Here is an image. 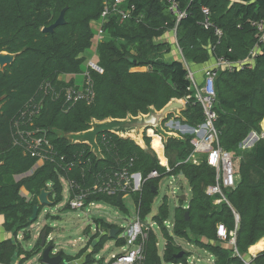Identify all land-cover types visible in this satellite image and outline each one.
<instances>
[{
	"label": "trees",
	"instance_id": "16d2710c",
	"mask_svg": "<svg viewBox=\"0 0 264 264\" xmlns=\"http://www.w3.org/2000/svg\"><path fill=\"white\" fill-rule=\"evenodd\" d=\"M115 1L0 0V53L17 55L11 66L0 71V215L6 218V229L18 233L32 225L29 218L48 184H53L51 202L56 206L63 201L61 177L82 183L86 176V182L92 184L97 175L117 171L133 160L130 170L141 173L146 180L142 192L132 195L136 204L141 202L142 220L152 214L164 177H184L191 189L189 204L185 206L182 198L178 199L172 234L163 226L170 218L168 200L164 198L159 215L153 220L161 226L165 251L160 255L159 235L152 232L146 248V264H188L191 255L176 242V238L205 249L216 258V264H243L235 256L234 247L218 239L217 227L224 224L229 232L234 231L237 225L234 213L239 216L236 247L245 259L250 258L249 249L264 239V139L261 138L250 150L241 148L252 132L262 133L263 46H260L254 66L234 72L221 70L215 82L216 127L222 132L220 146L234 157L239 177L236 188L224 190L228 203L223 200L218 203L217 200L222 199L220 196L206 194L207 188L216 184V172L208 165L205 156L198 164L186 162L194 150L191 134H186L183 140L167 139L165 153L172 172L166 173V168L150 152V138L146 137L148 150H144L133 140L110 134L109 130L102 131L105 133L100 132L98 139L104 159L97 161L87 145L70 144L58 133H83L90 129L94 120H126L129 115L136 118L141 114L147 115L152 109L159 112L173 100L187 98L191 95L190 81L183 58L191 66L221 57L234 62L244 61L258 42L251 22L264 17V0H176L187 17L176 31L183 58L172 61L165 60V53L170 48L169 44L161 41L175 27V18L169 12L167 0H127L128 7L135 5L139 22L130 19L121 23L114 14L107 18L104 28L108 37L98 47L103 74L90 70L94 102L90 105L82 101L73 106L66 105L62 90L71 85L63 83L60 77L82 72L84 59L81 55L91 48L94 37L91 23L100 20L105 6ZM203 7L210 9L212 20L224 32L219 44L214 33L201 25ZM65 9L66 24L54 33H44L43 29L53 25ZM136 68L147 70L134 71ZM31 102L40 104V114L32 119L34 126L30 129L47 130L57 150L70 160L76 161L83 153L84 158L93 156L91 166L83 169L75 165L67 173L46 163L32 176L15 182L16 176L30 172L38 162L36 157L14 144L16 125L20 124L21 114L31 106ZM182 118L180 121L192 128L204 121L203 110L193 98L182 112ZM103 135L106 136L105 142L102 141ZM149 135L153 137V148L156 144L162 148L160 137L152 131ZM156 151L162 163L167 164L163 151ZM153 171H157L160 177L148 179ZM22 190L28 192L33 200L27 202ZM125 196L127 194L97 196L90 200L128 213L123 204ZM96 224L106 231L116 227L103 220H96ZM43 230H47V236L52 233L49 227ZM107 238L105 236L98 241L95 253ZM40 243L39 239L33 250L25 252L19 246L6 242L0 248V261L9 263L18 252L22 258L20 264H24L40 253ZM181 252H185L184 256L177 258ZM64 258L67 264L74 260ZM91 258L82 264H91ZM253 264H264V252L253 260Z\"/></svg>",
	"mask_w": 264,
	"mask_h": 264
},
{
	"label": "built area",
	"instance_id": "2783aa9c",
	"mask_svg": "<svg viewBox=\"0 0 264 264\" xmlns=\"http://www.w3.org/2000/svg\"><path fill=\"white\" fill-rule=\"evenodd\" d=\"M169 12L175 18V27L174 33L176 34L177 27L187 17V13L185 10L181 9L179 3L176 0H167ZM136 7L135 5L127 6V0H116L114 4L106 5L104 11L101 14L100 20L105 24L108 17L112 14L119 17L121 23L134 19L136 22H139L138 17L135 15ZM202 27L207 31H212L214 36L219 40L224 37V32L217 24L212 20L211 11L208 7L202 8ZM251 26L257 32V45L250 51L248 57L244 61L234 62L225 57L218 58L216 60L215 67L207 70L205 72L204 81L202 84L199 83L198 79L194 71L187 66V79L190 81L189 91L191 95L187 98L181 100V102L187 106L190 99H194L197 104H199L203 110L204 121L192 128L187 125H184L180 119L177 121L175 119H168L163 129L170 133L175 134L176 139L183 140L186 134H191L193 136L191 140V144L194 148L192 155L186 160V162H192L194 164H198L201 160L200 157L197 156L198 153H204L206 155V160L208 165L213 168L216 172V184L215 186H211L207 188L206 194L210 197L220 196L222 199L218 201L220 203L222 200L228 203L224 190H230L236 188L238 184V176L235 171V159L231 153L224 151L220 146V136L222 134L221 130L216 127V122L218 120V114L215 111V105L217 100V93L215 82L221 72V70H228L230 72L241 71L244 68H249L254 66L256 62V58L260 54V46L264 47V17L251 22ZM106 35V31L104 25L98 31L97 39L98 41H102L104 36ZM90 67L103 74V69H101L98 65L90 63ZM85 83L82 87L71 86L64 88L62 90L65 104L69 106H73L78 102H86L87 105H90L94 102L95 99V91L93 79L90 71L86 72L84 75ZM50 88V85H47ZM55 93V92H54ZM57 94V97L60 96ZM56 95V93H55ZM32 103V102H31ZM40 114V104L28 107L26 111L21 114L20 124L16 125L17 133L16 138H14V144L20 146L25 153L32 155L38 159L36 164L40 165L38 168L40 169L46 163L53 164L57 169H60L63 172H69L75 165L82 167L83 169L89 167L93 164L94 159L93 156H85V154H81L79 158L74 161L67 158L66 155L61 154L56 146L49 139L47 130H31L30 128L34 125L32 124V119H36ZM133 118V117H132ZM137 118V117H136ZM133 118L132 120H137ZM111 120V119H109ZM139 120V119H138ZM96 121V120H94ZM106 121V120H105ZM114 121V120H112ZM120 123H123L125 120H117ZM93 122V121H92ZM128 123V122H124ZM92 124V123H91ZM91 129V128H90ZM89 129V130H90ZM88 130V131H89ZM116 131V133H122L123 139L126 137L123 134H127L126 130ZM86 131V132H88ZM150 130L142 131V136L149 135ZM110 134L118 136L115 131H108ZM154 132V131H152ZM85 133V132H83ZM83 133H77L78 135ZM155 133V132H154ZM58 133L59 137L65 138L68 140L70 144H85L89 147L90 152L94 155V158L97 161L103 160L104 156L102 154V148L100 147V141L96 138L97 143V151H94L87 141L84 143H76L75 141H69L66 134ZM158 136L162 139L163 136ZM74 135L70 134L69 136ZM252 135V136H251ZM250 137L245 140L241 146L242 150L245 151L249 149L251 143L254 140H260L263 137H259L254 133L251 134ZM118 136V137H119ZM150 136V135H149ZM121 138V137H120ZM126 139V138H125ZM132 139V138H131ZM102 141H106V136H102ZM146 146V144H145ZM144 146V147H145ZM148 150V147L145 148ZM241 159V158H239ZM133 160H130L126 163L125 166L118 169L117 171L108 173L106 175H97L95 177L94 183L89 184L86 182V176L83 177L82 183H79L76 180H67L66 178L61 177V182L64 188V184L69 188V200L66 204V208L70 210H84L87 207H93L97 202H91L92 197L97 196H120L121 194H127V196L138 195L142 192L143 186L146 180L143 179L141 173H134L130 169L132 167ZM124 163V161L122 162ZM166 168V173H171L172 170L169 168L168 164H160ZM34 169V168H33ZM33 169L31 171H33ZM30 171V172H31ZM160 177V174L157 171H153L148 179H157ZM174 180L180 181L181 176H172ZM53 184H48L47 191H51ZM64 192V191H63ZM125 196V197H127ZM124 197V198H125ZM51 198V197H50ZM49 198V200H50ZM123 198V199H124ZM180 197H176L178 199ZM51 201V200H50ZM136 204V203H135ZM140 205L141 202L136 204V216L132 218L125 227H115L119 230L116 238L113 239L115 246L120 248V253L114 255L109 264H146V248L147 243L150 237V234L156 233L160 236L161 226L157 221L154 220H142L140 215ZM187 208V207H186ZM235 214V220L238 225L239 216ZM152 215V214H151ZM157 216V215H155ZM96 223V221H95ZM229 232L224 224H219L217 227V236L218 239L222 242H227L231 246L234 247V253L236 257H239L243 264H253L251 260L245 259L238 251L236 247V238H237V229ZM95 233L91 232L90 229H85L84 234L87 235L86 245L91 246V242L93 241V248L96 247L98 241L103 237H110L111 229L106 231L105 229L99 228L98 225ZM163 226L169 231L172 232L175 227V221L170 222V218L163 223ZM88 230V232H87ZM50 236V235H49ZM48 236V237H49ZM48 240V238H47ZM164 242V246L162 248L163 254L165 250V239L162 238ZM158 247L160 248V244L158 242ZM55 252V249H54ZM189 264V263H188ZM191 264V263H190ZM193 264H196L195 262Z\"/></svg>",
	"mask_w": 264,
	"mask_h": 264
},
{
	"label": "rangeland",
	"instance_id": "374dc122",
	"mask_svg": "<svg viewBox=\"0 0 264 264\" xmlns=\"http://www.w3.org/2000/svg\"><path fill=\"white\" fill-rule=\"evenodd\" d=\"M138 69H142V68H138ZM135 70L137 71V68ZM150 113H148L147 115L141 114L136 119L141 120L147 118L150 115ZM132 119H133L132 116L129 115L124 122L130 123L132 122ZM116 123L117 122H114L112 120L93 121L90 127L91 129L88 132H85L80 135L78 134H74L71 136L68 135L67 138L69 139V141L71 142L75 141L76 143H84L85 141H87V143L90 144L93 150L97 151L96 137L98 138L99 134L105 133L102 132L105 130L115 131V133L116 131H120L119 129H117V126L115 125ZM119 135H122V133L118 134V136ZM119 137L123 138L122 136ZM146 137L150 138L151 154L156 156L159 160V163L162 164V160L156 149L160 152L163 151V156L165 157L166 162L168 164V160L166 158V153H165V145L167 141L165 140L166 138L165 137H162V139L160 138L162 148L160 144H156L155 148H153V137L144 134L141 138L143 142L146 140ZM125 138L133 140L129 136H126ZM133 141L135 142V144H137L136 142H138L136 140ZM139 144L141 145V143ZM237 162L238 161H236V163ZM182 196H186L187 198V201L184 202L186 206V204H189L191 200V189L187 180L184 177H182L180 181L174 180L172 176L164 177L160 182L159 195L154 202L152 215H150L147 219L153 220V217L155 215L157 216L159 215V207L162 205L164 198L166 197L170 208V222L172 223L174 210L179 205L178 203L179 198L176 199V197H182ZM68 200H69V188L67 185L64 184L63 201L57 204L56 206L52 205V206L42 207L38 220L35 223H33L30 228V232L32 235L31 241L22 243L24 249L30 252L36 245L38 238L42 233L44 227H49L50 229H52V233L48 237L47 243L54 246L55 248L54 254L63 253L64 257H71L72 259H74L73 261L69 262L70 264H82L89 257L90 258L92 257L91 264H109L112 257L120 253L121 251L120 248L115 246L114 240L111 238L105 239L96 253L94 252L95 248H93L92 246L94 243L93 241L91 242L92 244L91 246H89L88 244L85 248H83L87 242V235L84 234V230L90 229L91 232L95 233V231L97 230V226L95 223L96 220H103L104 222L114 225L118 228L125 227L128 224V222L136 216V207H135L136 204L134 202V197L127 196L123 199V204L127 209L128 213H122L119 210L115 209L114 207L107 205L106 203L103 202H97L93 207H87L84 210H70L65 208L66 204L68 203ZM48 216L56 217V218L51 219ZM169 233L172 234L173 231ZM162 238H164V236L161 232L159 236V244L161 250L160 255H163L162 248L164 246V242ZM176 242L186 252L190 253L191 257L188 260L189 264L190 263L193 264L194 262L196 264H213L214 260L212 256L209 253L205 252L204 250H201L197 247L193 249L185 239L176 238ZM80 253L81 255L77 258L78 254ZM28 264H40V263L37 257H33L30 261H28Z\"/></svg>",
	"mask_w": 264,
	"mask_h": 264
},
{
	"label": "crops",
	"instance_id": "0c3cea01",
	"mask_svg": "<svg viewBox=\"0 0 264 264\" xmlns=\"http://www.w3.org/2000/svg\"><path fill=\"white\" fill-rule=\"evenodd\" d=\"M105 26V24L101 21V20H98V21H93L92 23H91V29H92V31H93V34H94V37H93V40H92V46H91V48L89 49V50H87L84 54H82L81 55V58L82 59H84V63H83V65H82V72L80 73V74H76V75H63V76H61L60 77V80L63 82V83H65V84H67V85H71V86H77V87H82L83 85H84V83H85V78H84V75H85V73L86 72H88V71H90L91 69H89L90 68V63H93V64H95V65H98L99 66V59H100V57H99V53H98V47H99V45H100V43H102L103 41H105L106 39H107V37H108V34H106L105 36H104V38H103V40L102 41H98V39H97V34H98V31H99V29L101 28V26ZM163 43H167V44H169V48H170V51L169 52H167V53H165V60H169V61H172V60H180V59H182L183 58V55H182V51H181V49H180V47H179V45H178V39H177V35L174 33V31H172V32H168V33H166L165 35H164V37H163V40H161ZM183 61H184V63H185V66H186V68H187V66L189 67V68H191L193 71H194V73H195V75H196V78L198 79V81H199V83L200 84H202L203 83V81H204V76H205V72L207 71V70H209V69H211V68H213V67H215V64H216V59H214V58H212L208 63H206V64H203V65H197V66H195V65H193V66H191V64H189V63H187L185 60H184V58H183ZM147 69L146 68H142V69H138L137 68V71L138 72H143V71H146ZM134 71H136V70H134ZM181 100H183V99H181ZM181 100H173V101H178V102H180V103H182L181 102ZM172 101V102H173ZM171 103V102H170ZM169 103V104H170ZM186 109V107H185V105H184V108L182 109V110H178V111H176V112H174L172 115H170L169 117H168V119H175V120H181V119H183L182 118V112L184 111ZM153 111V109L151 110V112ZM154 111H155V109H154ZM167 119V120H168ZM166 120V121H167ZM166 121H164L158 128H156V129H153V130H151V131H154L155 133H160L159 135H161V136H163V137H165L166 139L165 140H167L168 138H176V136H175V134H170V133H168V132H166L164 129H163V126H164V124H165V122ZM261 130H262V133H261V135H259V134H257V133H255V132H252L251 134H255V135H257V136H259V137H263L264 136V120L262 121V123H261ZM100 133V132H99ZM61 135V134H60ZM68 135H70V134H66V136H68ZM157 135V134H156ZM252 136V135H251ZM250 137V136H249ZM248 137V138H249ZM97 138V137H96ZM247 138V139H248ZM246 139V140H247ZM259 141V140H258ZM257 140H254L252 143H251V146H249L250 148L249 149H247V150H250V149H252V147L258 142ZM137 143V145L138 146H140V147H143V146H145L144 145V143H145V141L144 142H142V145H140L138 142H136ZM146 144V143H145ZM98 152V151H97ZM197 156L198 157H202V156H205L206 157V155H204V153H198L197 154ZM40 165H37V166H35L34 167V169H33V171H31V172H28V173H26V174H23V175H20V176H16L15 178H14V180H15V182H20L21 180H23L24 178H27V177H30V176H32L39 168ZM238 181H239V177H238ZM22 196L27 200V202H30V201H32L33 200V197L28 193V192H26L25 190H22ZM50 200H51V198H50ZM187 201V200H186ZM187 205V204H186ZM136 207V206H135ZM66 208V207H65ZM49 217V216H48ZM49 218H51V217H49ZM56 217H54V219H55ZM6 218H5V216L4 215H0V248H1V246L4 244V243H6V242H11V243H13L15 246H19L22 250H24L25 252H28V251H26L25 249H24V247H23V244L22 243H24V242H30L31 241V238H32V235H31V232H30V228H31V226L29 227V228H27V229H25V230H22V231H20V232H18V233H15L13 230H7L6 229ZM108 224V223H107ZM111 225V224H110ZM41 235V234H40ZM27 236H29V239H26L27 238ZM39 239H40V236H39V238H38V241H39ZM21 240V241H20ZM38 241H37V243H38ZM261 242H263V245H264V239H262L261 241H259V243H261ZM36 243V244H37ZM259 243H257L255 246H253V247H251L250 249H249V255H250V258H246L247 260H251L252 262H253V260L260 254V253H262V252H264V248H263V250H261V251H259V252H257V253H253V252H251V250H252V248H254V247H256ZM193 249H195L197 246H195V245H191V244H189ZM36 246V245H35ZM34 246V247H35ZM197 248H199V247H197ZM199 249H201V250H204L205 252H207V253H209L208 251H206L205 249H202V248H199ZM161 251V250H160ZM165 251V250H164ZM211 256H212V258H213V260H214V262H213V264H216V258L211 254V253H209ZM38 258V257H37ZM21 257L19 256V254H18V252H16L15 253V255L13 256V258L11 259V261L9 262V263H6V264H20L21 263ZM39 260V259H38ZM189 260V259H188ZM198 261H200V260H198ZM197 261V262H198ZM39 263H40V261H39ZM188 263V262H187ZM0 264H5V263H3V262H1L0 261ZM24 264H28V262H26V263H24ZM41 264V263H40Z\"/></svg>",
	"mask_w": 264,
	"mask_h": 264
},
{
	"label": "water",
	"instance_id": "95a60500",
	"mask_svg": "<svg viewBox=\"0 0 264 264\" xmlns=\"http://www.w3.org/2000/svg\"><path fill=\"white\" fill-rule=\"evenodd\" d=\"M66 11L67 9L63 10L59 18L56 20V22L50 27L43 29V32L44 33H54L58 27L64 26L66 24V19H65ZM16 58H17V55L15 54L0 53V71H4L6 67L11 66L15 62ZM183 108H184L183 103H180L178 101H173L159 112L156 110L152 111L147 118H144L145 120L143 121L132 120V122L130 123L129 122L120 123L117 120H114V122H117L115 124L117 126V129H122V130L135 129L136 131L153 130V129L158 128L174 112L178 110H182ZM51 195H52V192L47 191L45 189L42 190L41 194L39 195L37 199L38 204L34 206L32 216L29 218V223L33 224L38 220L42 207L53 205V203L49 200ZM181 198L183 202H186L187 200L186 196H182ZM120 200H121L120 197H118V202H120ZM188 215L189 214L187 212L186 213L187 221L189 220ZM118 233H119V230H117L116 228L111 229L109 238L115 239ZM47 238H48L47 230H43L40 235L41 251L35 257H38L41 264H62V263L67 264L63 253L54 254L55 248L53 245L47 243ZM184 253L185 252H181L177 256V258H182L184 256Z\"/></svg>",
	"mask_w": 264,
	"mask_h": 264
},
{
	"label": "bare ground",
	"instance_id": "6f19581e",
	"mask_svg": "<svg viewBox=\"0 0 264 264\" xmlns=\"http://www.w3.org/2000/svg\"><path fill=\"white\" fill-rule=\"evenodd\" d=\"M90 69L92 70V68H90ZM143 120H145V119H141V121H143ZM123 131H125V130H123ZM126 132H127V134H123V135L129 136L133 140L138 141V143H141V145H142V142H143L141 139L142 138V131H136L135 129H130V130H126ZM263 248H264V245H263V242H261L256 247L252 248L251 252L257 253V252L263 250Z\"/></svg>",
	"mask_w": 264,
	"mask_h": 264
}]
</instances>
